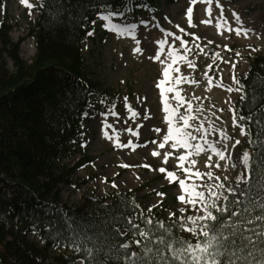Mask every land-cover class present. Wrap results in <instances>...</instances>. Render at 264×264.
I'll return each instance as SVG.
<instances>
[{"label": "trees", "instance_id": "1", "mask_svg": "<svg viewBox=\"0 0 264 264\" xmlns=\"http://www.w3.org/2000/svg\"><path fill=\"white\" fill-rule=\"evenodd\" d=\"M157 2L43 0L30 27L35 54L29 63L19 56L9 28L0 24V264H124L120 245L128 241L133 243L129 255L135 252L137 256L143 255L137 240L162 255L172 241L196 242L195 236L181 229L189 212L167 219L162 212L148 216L130 192L85 195L72 205L62 201L60 191L72 183L80 164L60 165V157L78 139L86 111L99 93L83 69L84 38L104 12ZM6 58L12 62V71L6 67ZM241 88L236 107L245 118L241 124L247 133V178L251 169V180L240 187L253 202L245 201L249 209L245 215L254 217L261 215L258 206L264 203V55L251 58ZM236 184L231 182L224 196ZM233 199H229L227 215L216 213L217 224L236 210ZM224 203L223 199L219 207ZM149 219L151 225L146 223ZM129 221L139 228H132ZM258 225L250 227L257 233L264 231ZM141 230L149 232L148 241L140 237ZM248 234L252 243L238 253L243 258L240 264H264V236ZM73 241L81 250H76ZM53 248L64 251L51 254ZM85 249L92 250L91 257Z\"/></svg>", "mask_w": 264, "mask_h": 264}, {"label": "rangeland", "instance_id": "2", "mask_svg": "<svg viewBox=\"0 0 264 264\" xmlns=\"http://www.w3.org/2000/svg\"><path fill=\"white\" fill-rule=\"evenodd\" d=\"M41 2L42 0H30L34 7L29 9L20 0H0V24L4 22L5 27L9 28L11 41L18 43L19 56L28 62L35 53L30 27L33 26ZM218 4L223 9L222 15L217 0H212L211 4L206 0H201V4L195 0H158L153 8L136 4L137 11L131 7L111 11L115 15L110 16L108 20L102 17L107 16L109 12L96 20L90 31L92 35H87L83 41L82 54L84 72L96 84L99 93L85 114L86 122L78 139L70 142V149L62 154L59 160L60 165L68 166L80 161L71 177L72 183L60 187L63 202L75 205L85 195L106 197L111 193L130 192L148 216L162 212V218L167 219L172 213H181V208L187 209L189 216H199L205 214L203 205L198 204L194 209L177 199L184 194L180 189L179 179H186L180 167L181 163L184 167H189L191 161L196 162L192 170L199 171L202 178L193 176L186 179V185H197V190L205 193L209 205L215 199L211 196L212 192L220 194V198L215 199L219 207L229 184L232 181L237 182V177L241 174L246 178L247 162L243 159L244 154H248L244 146L246 133L236 149L224 158L230 168V176H220L219 167H200L208 163L209 160L205 159L206 156L213 155V148L225 157L228 144L235 142L237 134L241 132L240 127L233 126V120L224 121L222 114L226 111L215 104V101L210 100L211 105L208 108V114L214 116L211 124L206 121L207 117H201L195 112L197 108H189V104L196 106L194 101L201 100V96L197 94L202 95L200 90H204L207 81H210L211 88L214 86V80L218 88L225 89L235 77L234 87L240 90L233 100L232 115L239 117L236 113V103L242 95L240 80L245 75L250 59L256 54H264V0H218ZM189 7L193 9L191 24L187 16ZM199 11L202 12L199 16H203L206 21L210 20L213 26L220 25V31H216L218 33L209 36L203 32L202 26L207 23L196 21ZM238 12L242 20L233 16V13L237 16ZM251 18L255 19V27L246 22ZM235 21L245 24V28L250 30L249 35L253 37L246 39L242 38V34L235 36L233 32L225 33L229 29L225 23L232 26ZM133 23L137 25L135 37H126L129 46L133 47L130 54L125 49L118 48L121 42L119 36L125 37L126 31L118 34L113 30V25L126 27ZM105 24L108 26L105 27ZM180 28L184 31H180ZM148 31L153 32L151 42L146 40ZM166 32L174 35H165ZM177 36L180 37L179 40L176 39ZM163 38L166 41L163 45L164 51L161 52L159 60H154L152 57L161 47L158 41ZM181 41L185 43L182 45ZM224 45L228 46L227 49ZM32 47L34 52L30 54ZM137 48L139 51H134ZM169 48L175 49L180 56L185 57L173 65L170 72L173 79L165 84V87H174L184 98V102L179 103L173 98L175 92L166 93L172 108H177L179 104L173 122L182 126L183 121L179 120V115L191 117L190 126L185 131L194 137V131H201L200 140H197V137L190 140V143L197 142L201 145L202 150L199 152L195 148L173 149V141L165 142L163 139L168 129V122L165 120L168 113L164 111L160 89L156 84L164 79L163 69L171 63ZM237 52L240 53L239 56L235 55ZM161 60L164 61L163 64ZM6 67L10 71L14 69L9 59H6ZM177 76L181 77L179 84L175 83ZM195 91L197 94L193 96ZM204 105L203 103L200 106ZM124 118L127 123L122 125L120 122ZM160 143H164V148L159 147ZM154 151L159 155L153 156ZM188 151L192 152L189 160L180 162L178 157ZM165 153H171L167 163L164 161ZM221 155H216L213 160L220 161ZM161 167L174 172L176 178L170 181L167 172L159 171ZM113 184L116 187H113ZM31 238H34L33 235ZM127 245L132 246V241H128ZM58 251L64 249L53 248L50 253L55 254Z\"/></svg>", "mask_w": 264, "mask_h": 264}, {"label": "snow or ice", "instance_id": "3", "mask_svg": "<svg viewBox=\"0 0 264 264\" xmlns=\"http://www.w3.org/2000/svg\"><path fill=\"white\" fill-rule=\"evenodd\" d=\"M20 2L29 9L34 7V5L30 3V0H20ZM206 2L211 4L212 0H206ZM217 6L221 7L218 4V0ZM192 12L193 9L189 7L187 9V16L190 24L192 21ZM222 14L223 9L221 7V15ZM112 15H115V13L109 12L108 15L102 17V19L108 20ZM233 16L237 20H239V17L236 16L235 13H233ZM205 23H211V21H205ZM107 26L108 25L105 24V27ZM136 28L137 25L135 23L128 25L125 29H121L119 25H113V30L117 31L118 34H123L125 31H127L131 35V30H134ZM217 28H220L219 24H217ZM180 31L183 32L184 29L180 28ZM228 31H234L237 35L243 33L245 36H247V31L243 28L233 29L229 27ZM88 35L91 36L92 33L89 32ZM165 35L174 34L166 32ZM176 39L179 40L180 37L177 36ZM158 43L161 45V47L156 52V55L152 57V59L154 60L160 59V54L164 51L163 45L166 43V41L160 40L158 41ZM184 43V41H181L182 45ZM137 44H139V41H137ZM224 47L227 49L228 46L224 45ZM134 51H139V49H134ZM235 55L239 56L240 53L237 52L235 53ZM168 56L171 59V63L167 64V66L163 69L164 79L159 80L156 84V87L160 89V99L164 103V111L168 113V115L165 116V120L168 122V129L167 134L164 135L163 139L165 142L172 140L173 143L171 147L173 149L184 148L186 150H190L195 148L197 152H199L202 150L201 145H193L192 143H190V140H195L196 137L192 136L191 133L185 131V129L190 126L189 121L191 117L181 114L179 115V120L183 121V125L177 126L176 124H174L173 118L177 115L179 104L177 108H172L169 105L166 97V93L175 92V96L173 98L176 99L179 103L184 102V98L180 95L179 91H177L174 87H165V84L173 79L170 75V72L173 70V65L176 64L177 60H183L185 59V57L180 56L178 52L173 48L168 49ZM160 62L161 64L164 63L163 60H161ZM233 67H235V65H233ZM175 71H179V69H175ZM233 80L235 81V77H233ZM180 82L181 77H175V83L179 84ZM236 83H238V81H236ZM231 90L232 89H228V91ZM236 90L239 91L240 89L238 88ZM190 107L191 105L189 104V108ZM243 119L245 118L233 116V126L240 127L241 135L245 134V129L243 125L240 124V121ZM157 131H159V129H157ZM236 143L238 144L239 141H236ZM164 146V143H160L159 145L160 148H164ZM212 150L216 155H221V153L217 149L213 148ZM152 155L157 156L159 155V153L154 151ZM169 155H171V153H165V163H167ZM191 155L192 152L188 151L186 154L180 155L178 157V160L180 162L188 161ZM221 159H223L222 155ZM243 159L245 162L248 161L249 156L247 153L244 154ZM195 163L196 162L194 160L191 161L189 167H184L181 163L180 167L183 169L186 179H191L193 176L202 178V174L199 171L192 170ZM144 166L149 167L148 165ZM159 171L162 173L167 172V178L170 181L176 178L174 172L167 171L163 167H161ZM209 175L211 174L209 173ZM261 178L264 179V174H262ZM186 179H179L180 189L184 194L178 196L177 199L181 203L191 205L194 209L197 208L198 204H201L203 205V211L205 213L204 215L199 216H187L185 218L187 222L181 223V229L183 231L190 232L193 236H195L196 242L193 243L189 240L172 241L165 245V254L162 255L159 249L149 248L147 246V243L141 245V240H137V247H142V256H137L135 252H132L129 255V245L121 244L120 247L124 250L125 253L124 264H240L243 258L239 256L238 253H242L245 248H247L249 244L252 243V236L248 233H252L257 236H264V231L257 233L255 227H250L252 225H256L257 222H259L258 226L261 229H264V203H261L258 206L261 209V215H257L254 217L245 215L249 210L245 205V201H247L248 204H252L253 202L248 200V193L241 189L240 185L242 183H250L251 169H249V176L247 179L243 174H241L239 177H237L236 186L228 189V195L223 197L225 203L222 208L218 207L215 203V199L220 198L219 193H211V196L215 197V199H213V201L209 205L207 203V197L205 193L203 191L197 190L198 186L195 184L186 185ZM113 187H116V185L113 184ZM158 195L164 194L158 193ZM230 197H235V199L231 200V203L236 210L232 212L231 217H229L227 220H223L219 224H217L218 216L216 215V213L227 215L229 211ZM136 206L138 207V205ZM149 211H151V208L149 209ZM186 211L187 209H180L181 213H185ZM171 215L175 216V213H172ZM209 221H211L212 223H209ZM146 223L151 225L152 220L149 219L146 221ZM129 224L132 228H139V225H135L131 221H129ZM160 226L163 227V224H161ZM139 235L144 241H148L150 239L149 232L147 231L141 230L139 231ZM160 243L163 244L164 242L161 240ZM73 246L76 248V250H81L80 244H77L75 241H73ZM84 251H86L87 255L91 257L92 250L85 249Z\"/></svg>", "mask_w": 264, "mask_h": 264}, {"label": "bare ground", "instance_id": "4", "mask_svg": "<svg viewBox=\"0 0 264 264\" xmlns=\"http://www.w3.org/2000/svg\"><path fill=\"white\" fill-rule=\"evenodd\" d=\"M195 1L198 2V4H201V0H195ZM237 9L239 10V8H237ZM200 12L201 11H199L197 13L196 21L197 22H200V23H203L206 20H205V18H203V16H199V13ZM237 16L239 17V20L240 19L241 20L243 19L241 17V15L239 14V12H238V15ZM254 21H255V19H253V18L246 20V22L248 24H251L253 27H255L254 26V23H255ZM225 25H226V27H231L233 29H236V28H243V29H245L247 31V36H245L243 33H241L243 35L242 38H246L247 39L249 37H253V35H249L250 30L249 29H246L245 28V24H243V23H238L237 21H235L232 26L229 23H225ZM126 27H120V28L121 29H125ZM202 29H203V32L206 35H209V36H213V35H215L216 33H218L220 31V28L218 29L217 26H213L211 23L205 24L204 26H202ZM223 30H224V28H223ZM216 31H218V32H216ZM131 32H132L131 35L126 31L125 34H124L125 37L119 36L121 38V42H119V47H118L119 50L120 49H122V50L125 49L126 52H128L130 54H131V48H133V47H131V45L129 46V42H127L128 39L126 37H129L130 36V37L134 38L135 37L134 35L136 34L137 30L134 29V30H131ZM227 32H228V30H226L225 33H227ZM232 32L235 34V36H237V34L234 31H232ZM152 38H153V32L152 31H148V34L146 36L147 42H151ZM163 40H164V38H163ZM154 43H156V41ZM33 52H34V48L32 47V50H31V53L30 54H32ZM230 81L231 82H229L230 83L229 87L228 88H225V89L218 88V86H216V83L214 82V80L212 81L213 82L212 85H214V86H213V88H211V86H209L210 81H207L206 84L204 85V90H200L202 92V95L201 94H197L196 91L193 92V96H195L196 94L197 95H200L201 96V100L194 101V104L195 105L197 104V105L196 106L193 105L191 107L192 108L193 107L197 108V110H195V112H197L198 115H200L201 117H204V118L207 117V120L206 121L209 124H211L212 121H213V119H214V116H210L208 114V111H209L208 108L211 105L210 104V100L211 101H215L216 102L215 104H217L218 106H221V107H223L225 109L226 113L225 114H222L225 117V120H224L225 122H229V121L232 122V120H233V115H232L233 112H234V107H233V102L234 101L233 100L237 97V90L234 87L233 80H230ZM228 89H232V90L231 91H228ZM203 103L205 105L203 107H201L200 105H202ZM120 123L122 125L123 124H126L127 123L126 118H124ZM200 125L201 124H199V128H201ZM198 130H200V129H198ZM194 132H193V134L197 137V140H200V138H202L201 131L195 132V133ZM243 138H244V136L241 135V133H238L237 134V139L235 140V142L229 143L228 146H227V148L225 149L226 153H225V157H223V159H221L220 161H219V159L218 160H213L214 158H216L215 153H213V155L206 156L205 161L206 160H209L210 162L208 161V163H205V165L204 164L203 165H200V167L203 168V169H214V168L219 167L221 169V171L219 173L220 176H230V174L228 173V170L230 168L225 163L224 158L227 157V154L228 153H231L233 150L236 149V147L242 142ZM236 141H239V143L237 144ZM192 144L195 145V144H198V143L196 142V143H192ZM220 151H222V150H220ZM198 155L199 154L196 155V158H198Z\"/></svg>", "mask_w": 264, "mask_h": 264}]
</instances>
